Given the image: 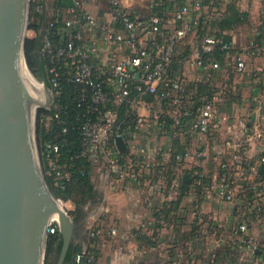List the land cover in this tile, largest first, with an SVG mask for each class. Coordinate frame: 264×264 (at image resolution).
<instances>
[{
  "label": "built area",
  "instance_id": "built-area-1",
  "mask_svg": "<svg viewBox=\"0 0 264 264\" xmlns=\"http://www.w3.org/2000/svg\"><path fill=\"white\" fill-rule=\"evenodd\" d=\"M59 1L63 3V0H29L31 9L38 13L46 12L50 18L41 48V55L47 60L42 82L51 98L45 108L51 114L46 118L54 119L61 126V134L68 131V107L60 102V98L63 85H73L76 89V106L82 110L75 117L82 121L80 155L103 160L109 165H118L124 153L118 150L115 137L121 136L125 141L126 133L130 131L126 130V120L120 117L118 109L126 107V116H133L136 129L138 124L147 123L143 122L144 116L138 112L140 108L146 107V97L152 96L163 104L175 93L173 101L178 103L184 86L180 78L172 79L169 76L168 68L176 55L179 41L188 33H195L201 26L206 8L202 5V0H194L177 8L167 17L153 13L142 20L132 18L125 12L120 0H109L110 20L104 25L85 7L94 0H71V6L62 4L58 7ZM212 2L219 6L234 2L244 9L249 7L248 38L241 43L244 45L240 46L239 42L240 48L238 46L230 56L231 69L235 73H241L246 69L247 60L264 53V0ZM151 5L153 8L157 7L160 2L151 0ZM118 21L124 26L123 29L116 27L115 23ZM168 23L172 25L170 30L165 28ZM53 28H56V32L50 34ZM146 34L153 36L151 40L145 39ZM56 35L58 40L53 38ZM139 35H144V40ZM102 43H107L114 50L129 45L132 53L125 59L114 56L107 63L99 62L94 57ZM213 44L214 39L206 37L202 47L204 51L210 52ZM222 47L231 46L225 44ZM187 62L191 68H219L217 62L204 60L198 51ZM262 86L264 90V73ZM224 94V90H220L202 103L198 113L188 122V131L212 136L222 129V124L228 119L218 116L217 107ZM182 116L178 115L173 125L175 137L184 132ZM156 121L163 130L165 120L159 116ZM228 132V140L220 148H214L216 167L208 175L193 166L190 171L184 168L171 179L172 195H177L181 190L180 185L185 183L184 193L195 205L218 200L232 204L238 213L229 227L228 237L219 232L218 229L222 226H215L216 218L205 213L196 214L206 225L208 234L209 231L213 233L210 235L214 237V250H230L221 251L227 252V255L223 260L219 258L220 263L216 260L217 256L212 255L200 262L190 261L185 264H264V122L259 118L232 117ZM125 143L127 151L136 149L134 143ZM253 147L256 150L252 152ZM59 151V144L50 141L46 144L44 156L49 172L55 179L68 180L69 172L58 164ZM140 153L144 154L143 150ZM203 155L204 150L192 149L184 144L174 161L183 165L188 159ZM187 173L191 175V179L183 181V175ZM56 184L63 188L62 183ZM256 226H261L260 232L255 231ZM55 229L52 223L49 233H54ZM89 233L90 236L96 234L95 231ZM110 233L115 234V229L112 228ZM83 252L76 254V263L80 262ZM177 256L179 260L184 258L182 253ZM87 261L89 264H96L97 259L89 256Z\"/></svg>",
  "mask_w": 264,
  "mask_h": 264
},
{
  "label": "crops",
  "instance_id": "crops-1",
  "mask_svg": "<svg viewBox=\"0 0 264 264\" xmlns=\"http://www.w3.org/2000/svg\"><path fill=\"white\" fill-rule=\"evenodd\" d=\"M120 4L126 12L141 18L149 16L153 8L151 0H120ZM85 7L97 17L100 24L109 23V0H94ZM49 20L45 12L38 33L48 30ZM247 27L239 25L232 31L237 47L239 42L240 46L244 45L241 43L247 40L249 31L237 33L236 30ZM165 28L170 30L172 25L168 23ZM139 36L144 40V35ZM152 37L151 34L145 35L147 41ZM201 43L195 39L179 42L168 74L172 79L182 80L184 90L181 98L177 104L173 101L175 93L163 104L152 96L146 98V107L140 108L138 112L144 116L143 122L147 123L138 124L135 130L128 131L125 136V142L134 143L136 149L124 153L123 162L118 165H109L97 158L90 159L95 197L85 202L88 218L86 229L95 231L97 235L96 264H185L200 262L212 255L217 256L216 260L220 257L223 260L230 250H214V237L210 235L213 233L209 231L208 234L206 225L196 214L205 213L216 218L215 226H222L219 232L228 237L229 227L238 214L234 206L218 200L195 205L185 195L183 184L178 194L172 195L171 179L184 168L190 171L196 166L208 175L216 167L214 148H220L228 140L232 117L259 118L264 122V53L247 60L246 69L241 73L231 69L229 56L218 69L191 68L187 60L198 51ZM131 53L129 45L114 50L107 43H102L94 58L107 63L114 56L125 59ZM200 81L208 83L216 92L224 90L227 94L218 104L217 114L227 117L228 121L212 136L196 134L187 129L188 122L198 113L203 101L195 85H190ZM123 110L118 109L119 115L123 114ZM180 114L183 115L184 132L175 137L173 125ZM159 116L165 120L163 130L156 121ZM184 144L192 149L204 150V155L188 159L183 165L176 163L171 159V153L181 149ZM255 150L253 147L252 152ZM112 228L115 234L110 233ZM255 231L260 232L261 226H256ZM178 253H182L184 258L179 260Z\"/></svg>",
  "mask_w": 264,
  "mask_h": 264
},
{
  "label": "water",
  "instance_id": "water-1",
  "mask_svg": "<svg viewBox=\"0 0 264 264\" xmlns=\"http://www.w3.org/2000/svg\"><path fill=\"white\" fill-rule=\"evenodd\" d=\"M28 1L0 0V264H43L53 222L62 237L54 264H64L75 222L50 191L38 156L35 112L46 108L51 98L37 79L46 102L30 93L24 50ZM63 4L71 6L72 1ZM115 143L121 153L127 152L121 136L115 137ZM190 179L189 173L184 174V181ZM54 213L59 215L57 221L52 219Z\"/></svg>",
  "mask_w": 264,
  "mask_h": 264
},
{
  "label": "trees",
  "instance_id": "trees-1",
  "mask_svg": "<svg viewBox=\"0 0 264 264\" xmlns=\"http://www.w3.org/2000/svg\"><path fill=\"white\" fill-rule=\"evenodd\" d=\"M194 0H160V5L152 8L151 14L158 13L159 15H172V12L187 2ZM212 0H202V5L206 8L202 23L199 29L194 33L195 40L202 41L206 37H212L214 39L213 50L210 52L204 51L201 46L198 48L200 57L204 60L215 61L219 66L224 64L225 58L230 57L237 50V46L233 41L232 31L239 25H250L249 21V7L248 9L242 8L240 5L230 2L225 6H219L213 3ZM61 1L58 2L57 6L61 7ZM214 8L216 11H214ZM31 17L33 18L30 28L35 32H38L40 26L44 20V14L35 12L31 9ZM124 10V9H123ZM125 11V10H124ZM126 12V11H125ZM128 13V12H127ZM168 13V15H167ZM132 18H135V14L128 13ZM150 14V15H151ZM149 15V16H150ZM149 16L139 19H147ZM116 27L124 28L120 21L115 23ZM56 28L50 30V34H54ZM45 31L35 35V37L28 38L25 42V58L28 68L35 74V76L42 82L45 78V66L47 63L46 58L41 55V48L43 44V37ZM186 37V36H185ZM58 40V36L53 37ZM184 39V38H183ZM181 39V40H183ZM180 40V41H181ZM179 41V42H180ZM230 45V48H223V45ZM181 56V54H180ZM178 55V58L180 57ZM189 59V58H188ZM175 60V57L174 59ZM195 85L198 96L203 97V101L210 99L216 90L204 82H196L191 84ZM73 85H63L62 95L60 102L68 107L70 122L68 131L65 134H61V126L57 124L54 119H47L46 117L51 114L49 110L41 109L38 111V127L37 137L40 147L42 165L44 170L45 181L54 195L55 198L63 201H71L74 204V209L70 211L73 215L72 219L77 222L81 217L80 204L82 201L93 199L95 193L93 190V184L91 180V160L87 156L80 155L81 152V141H80V130H81V119H75L77 114H81L82 110L76 106V95L74 94ZM227 95V94H225ZM126 107H124L123 114L120 117L126 120V130H135V126L132 121V117H127L125 113ZM134 119V118H133ZM58 143L60 146L58 164L66 171L69 172L70 178L68 180H56L54 175L49 172L47 160L44 156V149L48 142ZM181 149L171 153V159L174 160L175 155ZM123 162V159L120 161ZM264 169V167H263ZM57 183H62L63 188H60ZM184 189L186 188L183 183ZM56 229L54 233H49L47 243L45 247V258L44 264H54L53 257L58 255L61 245L62 237L58 230L57 224H53ZM88 246L86 249L81 250L70 244L68 251L65 256V262L71 264H89L87 261L89 256L98 257L97 249V235H88ZM83 252V256L79 263H76L75 256L77 253Z\"/></svg>",
  "mask_w": 264,
  "mask_h": 264
},
{
  "label": "rangeland",
  "instance_id": "rangeland-1",
  "mask_svg": "<svg viewBox=\"0 0 264 264\" xmlns=\"http://www.w3.org/2000/svg\"><path fill=\"white\" fill-rule=\"evenodd\" d=\"M143 1V0H141ZM245 7V5H244ZM28 8H29V19H28V30H26L25 32V36H26V40L28 38H32V37H35L36 33L39 34L38 32H35L34 30H32L30 28V25L32 23V17H31V4L30 2L28 1ZM168 15V13H167ZM40 28H42L40 26ZM39 28V29H40ZM250 30V27H247V28H240V29H237V33H240V32H247ZM194 33H188L186 35V37L184 38V40H188V41H191V39H195V37L193 36ZM184 53V52H183ZM28 67V66H27ZM29 69V68H28ZM29 72L31 73V75L33 77H35L37 80H39L35 74L29 69ZM40 81V80H39ZM41 82V81H40ZM43 102H46V98H45V101ZM41 109H45V108H38L35 112V120H34V129H35V140H36V145H37V149H38V156H39V160H40V164H41V169H42V174L44 176V170H43V165H42V159H41V153H40V147H39V142H38V135H37V127H38V111L41 110ZM86 201H82V203L80 204V210H81V217L79 218V220L77 221L78 222V233L76 231H73V239L72 241L74 242V247L78 248V249H85L87 246H88V235H90L89 233V229H86V222H87V210H86ZM60 204L62 205V207L68 212V215L69 217L72 219L73 215L70 214V211L72 209H74V204L71 203V201H63L60 199ZM73 220V219H72ZM56 223V222H53V224ZM57 224V223H56ZM48 238V237H47ZM211 240V239H210ZM46 243H47V239H46ZM46 247V246H45ZM57 256L58 255H55V257H53V262L56 261L57 259ZM45 258V257H44ZM43 264H44V260H43Z\"/></svg>",
  "mask_w": 264,
  "mask_h": 264
},
{
  "label": "bare ground",
  "instance_id": "bare-ground-1",
  "mask_svg": "<svg viewBox=\"0 0 264 264\" xmlns=\"http://www.w3.org/2000/svg\"><path fill=\"white\" fill-rule=\"evenodd\" d=\"M28 76H29V87H30V93L36 97L40 101V103H44L46 98V94L44 93L42 84L39 83L35 77L31 75V73L27 70ZM34 112V107L31 108V119ZM52 219L57 221L59 219L58 213H54L52 215Z\"/></svg>",
  "mask_w": 264,
  "mask_h": 264
},
{
  "label": "flooded vegetation",
  "instance_id": "flooded-vegetation-1",
  "mask_svg": "<svg viewBox=\"0 0 264 264\" xmlns=\"http://www.w3.org/2000/svg\"><path fill=\"white\" fill-rule=\"evenodd\" d=\"M74 231H76L78 233V222H75V227H74ZM71 245L74 246V242H71ZM64 264H71L70 261L69 262H65Z\"/></svg>",
  "mask_w": 264,
  "mask_h": 264
}]
</instances>
